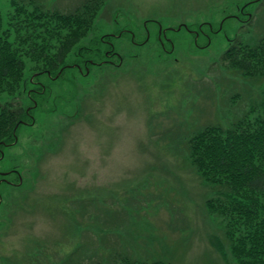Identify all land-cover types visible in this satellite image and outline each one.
I'll return each mask as SVG.
<instances>
[{
	"label": "rangeland",
	"instance_id": "374dc122",
	"mask_svg": "<svg viewBox=\"0 0 264 264\" xmlns=\"http://www.w3.org/2000/svg\"><path fill=\"white\" fill-rule=\"evenodd\" d=\"M79 1L49 3L68 11ZM251 1L109 0L82 43L88 51H75L67 65L104 60L101 38L117 26L131 29L137 42L146 40L147 26L150 41L135 46L129 34L116 41L120 67L37 79L47 89L35 96V125L18 130V143L0 162L13 183L0 185V264H63L73 252L85 264H109L112 247L147 261L235 264L213 245L216 237L227 245L205 208L213 188L183 154L186 136L199 128L229 126L264 105V78L244 79L222 64L236 39L256 44L264 37V2L243 9ZM0 11L6 29L10 0H0ZM202 24L208 37L196 43L187 29ZM158 25L173 29L167 51ZM181 25L187 29L177 31ZM34 74L28 63L26 79ZM33 88L4 100H20L26 112ZM79 193L85 202L59 200ZM104 213L117 223L103 222Z\"/></svg>",
	"mask_w": 264,
	"mask_h": 264
},
{
	"label": "trees",
	"instance_id": "16d2710c",
	"mask_svg": "<svg viewBox=\"0 0 264 264\" xmlns=\"http://www.w3.org/2000/svg\"><path fill=\"white\" fill-rule=\"evenodd\" d=\"M108 4L109 0H80L73 9L63 11L50 8L49 0H10L6 29L0 11V162L4 159L2 151L14 142L23 127L22 120H26L20 100L11 102L4 100L5 96L14 99L31 85L25 75L28 63L36 73L31 79L46 72L55 75L61 68L62 73L71 69L67 67L68 57L78 50L88 51L82 43ZM253 4L248 2L243 9ZM222 64L244 79L261 80L264 37L256 44L236 39L225 51ZM185 139L184 163L193 168L201 182L213 188L205 208L220 222L227 242L225 245L216 237L213 245L218 254L235 264H264V105L252 107L229 126L207 125ZM87 198L79 193L59 200L66 206ZM23 201L26 203V198L22 200L21 195L19 208H24ZM103 215V222L117 223L107 213ZM112 249L109 264H174L134 259L117 247ZM78 258L73 252L63 264H85Z\"/></svg>",
	"mask_w": 264,
	"mask_h": 264
},
{
	"label": "flooded vegetation",
	"instance_id": "af4514ba",
	"mask_svg": "<svg viewBox=\"0 0 264 264\" xmlns=\"http://www.w3.org/2000/svg\"><path fill=\"white\" fill-rule=\"evenodd\" d=\"M252 2L261 3L262 1L261 0H254ZM242 12H244V11H242ZM248 15H249L248 17L250 19L251 15L250 14H248ZM152 22L158 24L156 21H152ZM116 25H118V24L116 23ZM158 27H159V25H158ZM209 27L211 28V25H209ZM144 28L147 32V38H146V40H144V42H137L135 40L136 35L134 34V32L131 29H128V28L123 29V28L117 26V30H118L117 33L111 32V33L103 35L101 38L102 42H104V45L107 47L104 60H102L101 62H97L94 60L85 59L82 64L76 63L73 65H67V67L75 68L79 71V73L82 76L87 77L91 73V70H92L91 67H105V65H108L109 67L117 68V67L122 66L124 60L122 58V55L115 49L116 41L118 42V40H120L124 36V34H129L131 37L130 41L135 46L141 47L143 45H146L148 43V41L150 40V36H148V33H150V30H148L147 26ZM184 28L187 29L186 26L183 27V29ZM201 28H202V26H200V29L197 31L187 29V31L189 33H194L196 43L198 42L201 35H205L206 37H208L203 32V30ZM172 30L173 29H168V28L162 29L161 26L158 28V31H159L158 41H159L160 45L163 47V49L166 51H167V49H166L167 43L172 44V40L167 37V33L169 31H172ZM62 69L63 68H61V70L56 75H52L50 72H46L45 75L48 76V78L55 81V80L60 78ZM43 76L44 75H41V77H43ZM31 82L34 85V88L29 92V99L32 102V105L26 109V115L29 119H31V122L22 120V125L27 126V127L34 126L35 122H36L34 117H33V114H32V111H34L38 107V101L35 98V96H42L47 89L43 82H41L35 78L31 79Z\"/></svg>",
	"mask_w": 264,
	"mask_h": 264
},
{
	"label": "water",
	"instance_id": "95a60500",
	"mask_svg": "<svg viewBox=\"0 0 264 264\" xmlns=\"http://www.w3.org/2000/svg\"><path fill=\"white\" fill-rule=\"evenodd\" d=\"M180 28H181V27H180ZM180 28H179V29H180Z\"/></svg>",
	"mask_w": 264,
	"mask_h": 264
}]
</instances>
